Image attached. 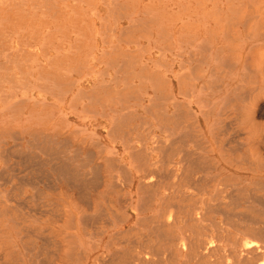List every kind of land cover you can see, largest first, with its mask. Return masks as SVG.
Listing matches in <instances>:
<instances>
[{
    "label": "bare ground",
    "instance_id": "6f19581e",
    "mask_svg": "<svg viewBox=\"0 0 264 264\" xmlns=\"http://www.w3.org/2000/svg\"><path fill=\"white\" fill-rule=\"evenodd\" d=\"M209 1L211 2L212 0H208V2ZM239 1H242V0H239ZM248 1H250V0H248ZM253 1H254V6H249V7H252L253 17L251 19V23H250V21L249 22L247 21L248 22L247 33L245 36L237 35V37H236V39H237L236 41H238V44H237L236 52H235L236 58L234 61V65L239 66L238 71L233 72V71H230L227 69L228 71L226 72V70H225V75L220 80V83L222 84L224 91L230 96V97L226 96L222 101L219 99V101H221L220 102L221 103L220 104L221 110L226 111L225 107H228L227 105H231L230 103L236 104V108H237L236 111H237L238 115L236 113L235 119L238 120L237 122L239 124H237V125H239L240 129L236 130L237 128H234L233 130L234 131L236 130L235 132L239 135V137L243 136V139L241 141L237 142V145H236L237 147H230L227 150H224L223 153L216 155L214 157L215 160L210 159V161H209V169L211 171L215 172L214 175L211 176V178H212L213 182L214 181L216 182L215 183L216 184V186H215V192L216 193H215V195L213 193V197H212L213 203L211 202L212 204L210 206L208 205L207 211L204 212V210L200 209L199 213H197L196 215H194L193 212H190V211L187 212L186 211L187 206H185L183 204V202L186 201L188 198V195L186 193L187 189H185V188L188 184L191 183V174H192L191 170H188V168H190L192 166L189 165V164H191V158L188 155L189 153L187 154V152H188V151H186L187 149L182 148V149L176 150L179 153L181 152V154L182 153L185 154V155L181 156V158L179 159L178 162H173L172 158L170 159L167 156H162L161 160L158 162H149L148 155L144 154V155H142L143 156V162L141 159V161L138 163L139 165H141L140 163L144 164V167H143V169L139 170V172H138V170H137V172H135L136 174L138 173L140 175L138 177V182L136 184L133 183L134 178L130 176V173H131L130 169L131 168L135 169V168H137L138 165H134V164L132 166L128 165V167L124 168L128 172H126V173L123 172L124 173L123 184L125 182L130 187H132V185L134 184V187H136V191H137V193L135 195L138 194L140 199L137 202H133V200H131V203L128 206L124 207V209L116 208V209L112 210V217L109 218V221L107 222L108 228L106 230H96L94 228L93 233L92 234L86 233L87 235H84L83 232L81 233V231H80L81 229L79 230L77 228L75 231L74 230L75 225H74V221H73V219H74L73 213L70 211L67 212L68 217L66 215L65 216L67 217L68 220L64 219V221H63V224L66 226L64 228V230L66 232L64 230H62L65 233V234L62 233V235H64L62 237V241H63L64 248H65L64 251L67 253V255L69 252L71 253V251H75V252L79 251L78 252L79 254L81 253L82 255H85V256H83L84 262L80 263V264H88V262L90 260V255L92 253L98 254V252L100 253V256L97 259L98 260L97 264H104V263H106V264H264V195L259 196L257 194L258 191L264 192V0H253ZM5 2H7V3H5ZM219 2H220V0H219ZM232 2H230V3H232ZM18 3H19V0H0V10L2 9L3 5H5L6 7H8V10L10 11V12L8 11L9 14H14L16 11L15 5ZM20 3H22L24 6H26V0H23L22 2L20 1ZM206 4H207V2H206ZM210 5H212V4H210ZM219 5H221V4H219ZM230 5H232V4H230ZM248 5H250V4H248ZM186 6H188V5H186ZM216 6H217V4H216ZM219 7H221V6H219ZM243 7H245V6H243ZM231 8L233 9V7H231ZM58 9H59V12L61 13L60 6L58 7ZM210 9L211 10L209 12L211 13L212 9L214 10V8H210ZM221 9H222V7H221ZM119 10H121V9H119ZM227 10H229V9H227ZM33 11H36V10H34V8H33ZM41 11H43V10H41ZM246 11H248V10H246ZM216 12L217 11L215 10V13ZM233 12H235V10ZM217 14H218V12L216 13V15ZM248 14H251V13L249 12ZM41 15H42V13H41ZM231 15H233V14H231ZM234 15H235V13H234ZM200 17H202V16H200ZM224 17L226 18V15H224ZM236 17H238V16H236ZM236 17H235V19H234V17H232L235 20V22L232 21L230 25L235 24L239 21H242L241 19H239V21H237L238 18H240V17H238V18H236ZM7 18H8V16H7ZM7 18L6 19H0V27H1V22L4 23V21L6 23L10 24L9 22H11V21H10V19H7ZM245 18H246V16H245ZM245 18H243V22H244ZM65 19L70 20L72 22V20L74 18L71 19L68 16H65ZM224 19H223V21H224ZM226 19H225V21H226ZM205 20H207V19H205ZM230 20H228V22ZM245 21H246V19H245ZM220 22L218 21L217 23H220ZM228 22L226 21L225 25L228 24ZM245 23H243V24H245ZM237 24L240 25V22ZM237 24H235L234 26L232 25L231 27L232 28L234 27L237 30V27H236ZM230 25L229 26L226 25V26H228L227 27L228 29H230L229 28ZM202 26L204 27V25H202ZM244 30H245V28H244ZM238 32H237V34H239ZM223 33H225V32H223ZM223 33H222V35H223ZM203 35L204 36H211L212 35L215 37V33L213 30L212 31L207 30L206 32L204 31ZM225 35H223V36H225ZM5 37L6 38L9 37L8 40H6L4 37L3 38L0 37V81H2V82H0V84H2L4 81L5 83H7L9 85L8 86L6 84L8 86L7 90H9V92H8L9 94H7L8 96L7 95L3 96V94L5 92H3V94L0 92V122H1V124H2V122L6 123V121H7V122H11V123H16L17 125H19V127H22V126L28 125V124L30 126H33V127H38L37 128L38 130L35 129L32 133L29 134V137L30 138L32 137L35 141V142H33V144H36V146H38L37 144H40L39 142L36 141L38 137H41L43 139L45 138L46 140L48 139L45 136H42L39 129L41 126H43V123L45 124L50 119H57V121H60L61 123H65V126L67 125L66 127H72L70 125V122L68 121V115H71L76 120L90 119V117H89L90 115L92 116L91 117L92 120H94V118H96V117H99V118L106 120V116H107L106 114L107 113L104 112V110H106L105 108H103V110H101V112H100V110H97V111L93 110V108H92V111L90 109L84 110L83 112H82V110L79 111L78 107H77L79 102H78L77 98L75 97L78 94V93L76 94L75 92H77L81 88L82 84L83 83L88 84V83H90V79H92V84L90 86V90H92V92H94V93H97L96 94L97 96L94 99L92 97L91 98L95 101V103L98 102V104L104 105V100H102L101 94L105 91V88L107 86V82L104 79L105 75H106L105 70L101 69V66H103V64H104V59L102 57H104V55H105V52L103 49L89 48V47L84 48L78 44H74L71 42H69V43H55V42L49 43V42H47V37L43 33H37L35 31H31V32L27 31V33L26 32L23 33L22 36H19L16 39H12L8 35H6ZM220 37H222V36H220ZM215 38H217V35ZM234 38H235V36H234ZM191 42H193V41H191ZM200 42H199V45H200ZM231 42H233V41H231ZM104 45H106V43ZM203 45L207 46L206 43L202 44V46ZM109 47H110V44H109ZM199 47H201V46H199ZM203 48H204V46H203ZM199 50H201V49H199ZM205 51H206V49H204V52ZM110 53H111V51H110ZM188 53H189V51H188ZM199 54H200V52H199ZM245 56L249 57V62L246 65H243ZM207 58H208V56H207ZM108 60L110 61L111 59H108ZM219 60H221V59H219ZM115 61L117 62V59ZM203 61H204V58H203ZM214 62H215V60H214ZM105 63H106L105 65H108V64L111 65V62H108V63L105 62ZM116 65H117V63H116ZM124 65H125V63H124ZM200 65H201V63H200ZM203 65H201V66H203ZM108 66L107 67L105 66L106 70L110 69L109 68L110 66L109 67ZM156 66H157V64H156ZM221 66H225L224 63ZM227 66H225V67H227ZM123 67H125V66H123ZM228 67H230V66H228ZM158 71H160V70H158ZM222 71H223V69H222ZM83 72H85V73L83 74ZM156 72H157V70H156ZM204 72H202V75L204 74ZM210 72H212V71L209 70V73ZM129 73H131V72H129ZM82 74H83V76H81ZM65 76H71L72 77V78H70L71 83H69L67 85L68 89L59 90V87H61V86L58 83V81L60 79H64ZM211 76H213V75H211ZM61 77H63V78H61ZM106 77H107V75H106ZM209 77L210 76H208L207 78L209 79ZM190 78H191V76H190ZM141 80L143 81V78ZM122 81H123V79H122ZM193 81H195V79H193ZM139 82H141V81H139ZM5 83L3 85H5ZM210 84H212V82ZM216 84L217 83L214 82V85L213 84L212 85L215 86ZM192 85L190 84V87L191 86L192 87L191 88L189 87L190 88L189 92L192 89H194V93H192V91H191V93L193 94V98H192V100H190L191 101L190 104L188 103V107L190 105L195 107V109L193 110V113H191V114H193L194 121H196L199 126H202L203 124H202L201 118H204L206 116L205 111H208V110H203V108H202V106H203L202 105V99H201L202 94L200 91V90H202V88L201 89H200V87L196 88V86L193 83H192ZM212 85H209V83H208L207 87H210ZM122 86H123V84H122ZM216 86H218V85H216ZM10 90H15V91L19 90L20 91V92H18L19 95L14 100H12ZM0 91H3V89ZM53 91H55V92L53 93ZM66 91H69L72 93V94H70L71 98H69V99L65 98V96L67 94ZM231 91H233V92L230 93ZM34 93H36V95ZM82 93L83 92H81V95H84ZM113 94H115V91ZM144 95H146V92ZM186 95L187 94H185V96ZM188 96H189V93H188ZM126 98L128 99L130 97H126ZM138 100H140V99H138ZM148 100H149V98H148ZM119 101H121V100H119ZM119 101H117V102H119ZM105 102L107 103V101H105ZM121 103H123V102L121 101ZM159 104H161V103H159ZM235 104H234V106H235ZM175 105H177V104H175ZM184 106H185V104H184ZM207 107H209V103H207ZM210 107H213V106H210ZM210 107H209V109H211ZM109 111H111V110H109ZM218 111H216V108H215V110L213 112H215L218 115L219 114ZM84 113H86V114L84 115ZM208 114L211 115L210 112ZM86 115H89V116L87 117ZM210 115H208V116H210ZM108 119H111V118L108 116ZM231 119H233V121H235L234 118L231 117ZM120 120H122V119H120ZM236 123L234 125H236ZM230 126H232V124H230ZM225 127H226V125H225ZM101 128L105 129L104 126H101ZM173 128H175V127H173ZM26 129H28V128H26ZM230 129H231V127H230ZM75 130L77 131V128ZM79 130H80V128H78V131ZM82 130H83V132L87 133L88 135H94L93 130H86V129H82ZM165 131H168V130H165ZM22 133L26 134V131L23 132L22 128L18 133L17 132L16 133H14V132L13 133H9V132H7V133L1 132L0 133V160H3L4 162H8V155L12 152V150H10V147L6 145L7 144L6 140H8V139L13 140L11 137L14 138L18 135L20 136ZM203 133L205 134V138H207V134H209V137H211V135H212L211 130H206ZM212 138H213V136H212ZM53 140H54V138H53ZM28 142H31V141H28ZM28 142H26V143H28ZM95 142H96V140H95ZM129 142L130 141H127L123 145L124 146V152L129 153L128 150H130V147H133V149H134V146H133L134 143L129 144ZM46 143H48L47 145H51L52 141L47 140ZM163 143H164V141H163ZM33 144H32V146H33ZM64 144H66V143H64ZM99 146H101V147H99ZM97 147L99 148V150L102 149V145L97 144ZM113 147L110 145L108 147H103L102 150H105V153H108L110 155L111 154L114 155V157L116 156L117 157L116 163L118 164V162H117L118 157H120L121 155L119 153H117L118 150L114 149ZM144 147H146L143 150L145 152L149 151V149H150L151 153H154V150H156V148H158L157 150L159 151L158 146L157 147L154 146L155 149H154V147L149 148L147 145H144ZM35 149H36L35 151L38 150L39 152L45 151V149H42L40 147H37V148L35 147ZM133 149H131L130 151L131 152L134 151ZM50 150H51L50 152L55 151V149H53V148H50ZM65 150L67 152L68 149H65ZM152 150H153V152H152ZM160 151H162V150L160 149ZM211 151H213V150H211ZM234 152H237V153L240 152V154L238 153V154L234 155ZM15 153H16V151H15ZM18 153L20 154V151ZM56 153H58L57 149L54 152V154L56 155ZM76 153H79V152H76ZM130 153L128 155H130ZM39 154H41V153H39ZM132 154H133L132 158H134L135 155H134V153H132ZM23 155H22V158H23ZM69 155L70 154H68V156ZM27 156H25L23 159L26 161L29 159H32V158H29ZM37 156H38V154H37ZM88 156H90V155H88ZM136 156H137L136 159H138V157L140 159V156H138V155H136ZM90 157H88V158H90ZM55 158H53V159L55 160ZM88 158H82V159L79 158V159L85 160ZM106 158L107 157H105V159ZM120 158H121V160L123 159L122 157H120ZM34 159L35 160L33 161V163H35V166L39 167L40 164L37 163L36 157ZM72 159H73L72 157H71V159H69V158L65 159L64 158V159H62V161H61L62 163H60V166L57 165L58 163L53 164V166L52 165H50V166L53 167L52 168L53 171L57 172V175H58V173H61L60 174L61 176H63V177L67 176V177H69L70 180L72 179V182L74 184H76L77 187L79 185L80 188H83L82 192H84L85 195H87V193L90 191V188L93 189L92 187L100 182L99 177H98V179L96 178L99 167L94 166L92 169H89L90 171L91 170L93 171L94 177H92V178H94V179L88 180L85 178V176H83L84 174L87 175V173L84 172V174H83V172H80V167H83L85 165V163L82 165L76 164V163L72 164V162H71ZM56 160H57V158H56ZM193 163L194 162H192V164ZM25 164H27V163H25ZM107 164L112 166V165H114V162H112L111 160H108ZM156 164H159L158 165L159 167H156L157 169L154 168L156 166ZM149 165H150V167H153V168L149 169ZM169 166H171V168H169ZM195 166H197V165H195ZM42 167H43V165H42ZM140 167H142V166H140ZM81 169H84V168H81ZM197 169H198V166H197ZM199 171H200V169H199ZM93 173H92V175H93ZM61 176H59V177H61ZM153 176L156 178V182L154 180V182H155L154 184H153V180L151 179ZM168 179H177L178 183H172V184L171 183H163L164 186H162V181L168 180ZM97 180L99 181L98 183H97ZM112 184H115V183H112ZM220 184L222 186H225V187H228L231 189V192H229L230 194H228L230 196H225L226 200H228L227 202H223L220 198V193L217 189ZM98 185L100 186V184H98ZM96 187H97V185L95 186V188ZM84 193H83V196H85ZM142 194H143V196H142ZM132 195H133V193H128L126 196H130V198H131ZM84 198L86 199L87 197L85 196ZM151 198L152 199L157 198L160 203L163 202V203H161V205L159 206V208L157 210L156 215L158 216L157 217L158 220H156V221H152L151 219L144 218L141 216L142 212H145L147 210L146 202H148L149 200H152ZM112 207L113 206H111V208ZM240 208H242L243 210L238 211ZM179 211H181L184 216L190 218V222L188 220L185 222L183 221V223H185V225L189 228V230L193 231L194 233L197 232L198 234H201V235H198L196 237H188L185 235L183 236V234H182L183 231L179 235L180 228H181V226L180 227L178 226V223H179L178 213H179ZM1 214H3V213H1ZM69 215H70V217H69ZM101 215L102 214H100L98 216L100 217ZM193 215L196 217L193 218ZM203 216H205L207 223L210 224V226H208V228H206L208 235H202L204 233V231H206L203 227H201V224L203 222L202 221ZM217 216H221V218L224 219L222 221V223L215 220V218ZM61 218H63V217L61 216ZM71 218H73V219H71ZM92 218L93 217H91L90 220H92ZM96 219H97V217L95 219H93V221L95 222ZM131 220H134L136 222L134 224L135 226H136V224H138V225L139 224L145 225L148 223H150V224L155 223L156 224V228L153 230L155 232H157V236L152 239L150 237V234H148L149 235V236H147L148 237L147 238L148 245L143 247L144 250L146 249L148 251H145L143 253V257H139L140 255L138 253H136L134 255H131V254L129 255V252H127V250L125 249L126 243L131 240V238L128 236V234H129L128 223ZM97 221H96V224H97ZM90 222H92V221H90ZM90 222H89V224H90ZM83 224H84V222H83ZM192 224H194V225L196 224L197 227L194 229L192 227ZM220 224H222V226ZM62 227H64V226L62 225ZM62 227H61V229H63ZM77 227H78V225H77ZM150 229L147 232H151ZM71 230H74L75 232H73ZM186 230H188V229H186ZM153 241H157L156 244H153L152 243ZM130 248H132V247H130ZM165 254H166V256H165ZM146 256H149V257H146ZM104 258H105V260H104ZM93 259L95 260V258H93ZM93 259H92V263L94 262ZM79 261L80 260H78L77 262L79 263Z\"/></svg>",
    "mask_w": 264,
    "mask_h": 264
},
{
    "label": "rangeland",
    "instance_id": "374dc122",
    "mask_svg": "<svg viewBox=\"0 0 264 264\" xmlns=\"http://www.w3.org/2000/svg\"><path fill=\"white\" fill-rule=\"evenodd\" d=\"M28 3L32 8H34V10H36L34 11L35 16L33 18V22L29 23L28 21V25H27L28 28L33 29V31L37 33H43L45 36L50 35L48 36L49 41L47 40L49 43H52V42H55V43L71 42L73 43V32H72L73 28L72 27L69 28V27L72 26L73 20H74L73 19L74 18L73 16L74 1L72 0H29ZM102 3L103 1L101 0H80V1L78 0L77 2H75V5H77L78 7L77 9L79 10V13L82 14L81 16L82 19L80 18L81 21L79 20V23L74 28V31L78 35H81V42L86 41V39L87 41L90 40L89 38L92 36L91 33L94 29L97 30L98 32L105 30L104 26L107 25L108 23H107V20L103 18V15H104L103 13H104L105 8L102 5ZM116 3H117L116 1H110V5L116 4ZM232 4L234 5V10H237L235 12V17L236 16L240 17V18L236 17L238 18L237 21H239V19H241L242 21H239L240 25L238 26L236 25L237 30L239 32L233 27L234 35L233 34L231 35L245 36L246 31L244 30L245 27H243L244 25L243 23L246 22L245 19H248V15L246 11L247 8H245L246 7L245 5H244L245 7L241 6L242 4L236 0H234ZM4 6L5 5H3L2 11H1L2 18L4 19V17L6 18L8 16V18L11 19L10 21L12 20L15 21V19H12L14 18V16H11L9 14L8 7L6 6L4 7ZM59 6L61 8V13L59 12V9H58ZM252 6H254L253 2H252ZM249 12L251 13V11ZM99 14L102 16V17L100 16L101 18H98ZM59 15L62 16L61 23L56 22L57 17ZM85 15H87V17ZM65 16H68L69 18L73 19L72 22L70 20L65 19ZM250 16L251 14H249V18ZM243 18H245L244 22H243ZM121 21L122 20H119V22ZM78 25H79V28H78ZM1 26H2L3 31L9 30V27H4L3 23L1 24ZM67 30H70V31L68 32ZM146 32L148 33L147 30ZM237 32L239 34H237ZM23 33L25 32L22 30L19 32H13V33H7V32L1 33L0 31V37L1 38L4 37L6 40H8L9 37L8 38L5 37L6 35H8L12 39H16L17 37L22 36ZM67 35L70 38H67ZM109 37H110L109 32L108 33L104 32V33H100L96 39L99 44H102L104 41L109 40ZM145 37L147 36H142L141 39L142 38L145 39ZM233 42H235L236 44V41H233ZM117 43L119 45L120 41L116 40V44ZM169 43H171V41ZM169 43L162 44V45H168ZM147 44L148 43H146L145 45ZM139 45L141 46L142 44H139ZM102 46L104 48L107 47L106 45H103V44ZM138 46H137V51L136 49H133L130 47L128 48L125 47L123 50L125 53H131V55H137L139 53ZM154 50L156 51V54H154V57L151 56L153 52H151V55L145 53L144 57L147 59H154L156 57L158 59V62L160 61V59H166V58L170 59L171 58V55L169 52H164L163 50H160V49H154ZM112 53H115V52L113 51ZM110 57H114V54H111ZM185 57L187 58L188 63L182 66L186 68V70L182 69L180 70V73H185L186 75H189L191 72H193V73H197V75H202V70H204L206 66L203 64H201L203 65L201 66L198 60H196L198 59L197 57H192L193 59L191 62H189V59H190L189 56H185ZM248 60H249V57L244 58L245 63ZM163 64L164 62L162 63V65L158 63L157 66L154 65V67L153 66L150 67L149 70H152L154 72H156V70L163 71L165 69ZM115 69L116 68H113V67L112 69H110L111 74L113 76V80H111L110 86H115V84L119 83L117 88H119L121 92L129 91V88H125L124 86H122V83H120V80L117 81L116 79V77H120V79L122 78V71H123L121 70L122 68L121 69L119 68L118 73H115ZM132 69H133L132 71H136L139 73L147 72V68L140 69L139 66H136V63L133 64ZM127 71H130V69H126V68L124 69L125 75H127ZM84 73L85 72H83V74ZM83 74L81 76H83ZM202 76H204L205 78L199 81H194L196 88L198 87H200V89L202 88V90H200L202 94L201 96L202 104L205 105L207 104V102H213L211 103L212 104L211 106H213L214 108L216 107L219 108L221 106L220 102L226 96L227 97H230V96L226 92L221 91V90L217 92L219 88H213V87L207 88L208 82H210L209 79L207 78L209 74L205 72ZM70 78L72 77L65 76L64 79H60L58 81V83L61 86L59 87V90L68 89L67 85L71 83ZM134 82L136 83L137 81L135 80ZM4 83L5 82L3 81V83L0 84V90L3 89V91H0V92L2 94L3 92H5L3 96H6L7 94H9L8 93L9 90H7V87L9 85L7 83L3 85ZM90 83L92 84V82ZM90 83L82 84L79 90L80 93L83 92L82 94L84 95L82 96L88 97L89 93L92 92V90H90V86H91ZM150 84H152L151 90L153 89L160 90V92L162 93H165L167 91L166 90L167 84L164 81H159V80L157 81L156 79V80H153V82ZM88 85H89V91L83 90V88L87 87ZM10 91H11L12 100H14L19 95L18 92H20L19 90L18 91L10 90ZM107 91L111 93L112 89L109 88L107 89ZM171 91L175 93L178 92L176 88L175 90L171 88ZM54 92L55 91H53V93ZM66 92L67 94L65 98L66 99L71 98L70 94L72 93L69 91H66ZM232 92L233 91H231L230 93ZM34 94L36 95V93ZM108 97H112L111 94ZM179 97H180V100L183 99L182 96H179ZM179 97H178V100H179ZM103 98H106V96H103ZM219 99L221 101H219ZM111 100H113V98ZM87 103H88L87 100L82 99L81 103L80 104L78 103V107L80 105L81 107L101 108V106H99L100 104L98 103H96L95 105H91ZM145 103L149 104L148 102H145ZM230 104L231 105H227L228 107H225L226 111L220 112L222 113V115L221 114L217 115L216 113H214L215 114V117H214L212 113L209 116V120H211V122H213L214 119L215 120L218 119L219 123H218V128L213 129L211 131V134H212L211 137H208L206 139L201 138L199 136V133L196 130L190 129L189 119L188 117H186L185 107L183 106L174 107L171 105L170 102L165 105V108H166L165 112L166 114L169 115L168 117L169 119L167 118L166 120H164L163 115L160 112L158 113L155 112L154 114H152L153 111L151 110L157 111L161 108V106L153 107L152 104H149L148 106H146L148 110H146L145 108L144 109L135 108L137 109L136 115L143 117V119H134L133 121H130V120L124 121L122 119L123 117L126 118L130 116V113H131L130 111L134 109L132 106L130 107L128 105H123V106L121 105L117 107L112 106L111 108H115V112H109V114L112 115L114 119L110 121L109 123L97 117L94 118V120H89V119L76 120L71 115H68V121L70 122V125L72 127H66L67 125L65 126V123H61L60 121H57V119H50L45 124L43 123V126L40 127L39 131L41 132L42 136H45L46 138H48L47 140L52 141L51 145H47L48 144L46 143L47 140L41 137H38L36 140L37 142L40 143V144H37L38 146H36V144H33V142L35 141L32 137L31 138L29 137V134L32 133L38 127H33V126H30L29 124L19 127V125H17L16 123H11V122L6 121V123L2 122L1 124L0 122L1 124L0 133L1 132H6V133L7 132L16 133L17 132L18 133L21 130V128L23 129V132L26 131V134L22 133L20 136L18 135L14 138L11 137L14 141L11 139L6 140L7 142L6 145L10 147V150H12V152L13 151L14 152L13 153L11 152L8 155V162H4L3 160H0V264H49V263L50 264H80L84 262L83 256L85 255H82L81 253L79 254L78 253L79 251L78 252L71 251V253L69 252L68 255L64 251L65 248H64L63 241H62V237L64 235H62V233L63 234L65 233L62 230H64V228L66 227L63 224V221L64 219H67L68 217L67 212L70 211L73 213L74 217L73 216L72 217L74 219L73 218L71 219H73L74 221L75 231L78 228L79 230L81 229L80 231L81 233L83 232L84 235L86 233L92 234L94 228L96 230H106L108 228L107 222L109 221V218L112 217V210L116 208L124 209V207L129 205L128 204L129 200H128V197L126 196L128 193L134 192V195H132V199H136L135 189L133 188L134 184L132 185V187H130L125 182L123 184V180H124L123 172L125 173L128 172L124 168L128 167V163H132V161L129 160L130 156H127L124 160H121L120 158L122 156L121 155L120 157H118V161H117L118 164H117L116 156L114 157L109 154L107 155L105 153V150H102L103 147L114 145L115 147L117 146L116 148L118 150L117 153L119 154L121 153L120 148H119V145H121L120 141L117 140L116 138H113L115 137L113 133L111 134V132H114V130L117 131L118 134L123 135L122 139H129L130 141L129 144L134 143L133 146H135V148L138 150L141 148V144L139 140L140 135L138 134H141V136H146L148 134V136L146 137H149L152 135L153 143L152 144H149V142L147 143L149 146H152V147L159 146V151L147 154L151 157L149 162H158L161 160V157L167 153H170L169 155H172V158L174 160L173 162H178L179 158L182 156L181 152L179 153V152L174 151L182 147L180 145V142L178 141V135L176 134L175 136H171V137L168 136L163 126L168 125L170 128H173L174 123H179V124L182 123L181 124L183 128L182 132L186 136L184 137L185 138L184 145L186 149L189 151V155L194 159L200 157L198 159V163H195L196 161H193L192 159L191 164H189L190 166H192L188 168V170H191L192 172L191 183L188 184L185 188L187 189L186 193L188 195V198L186 201L183 202V204L187 206L186 211L193 212L194 215L199 213L200 209L204 210V212L207 211L208 205L210 206L213 203L212 197H213V193L214 195L216 193L215 192L216 182L212 181L211 176L214 175L215 172L207 168L209 164V160H206V159L208 157H211V158L215 157L217 155V151H222V149L227 150L230 147H237L236 146L237 142L243 139V136L239 137V135L235 132L236 130L240 129L239 125H237L239 124L237 122L238 120L235 119L236 118L235 116L237 113L236 104L234 103L235 106L232 103ZM194 109L195 107L193 106V110ZM152 115L157 116L158 119H155V118L152 119L151 118ZM86 116L88 117L89 115H86ZM176 116L178 117L177 120L175 118ZM231 117L234 118L237 123L233 121ZM235 123L236 125H234ZM230 124H232V126H230ZM116 125L120 127L115 128L114 126ZM190 125H192V122L190 123ZM74 126L77 128V131L75 130L76 128ZM100 126L107 127V133L109 132L110 134L105 135V131H103ZM224 127L225 129L228 127L227 128L228 130L223 129ZM78 128H80L79 131H78ZM132 128L134 129V133H133L134 136H130L129 134L130 129ZM234 128H237V129L234 131L233 130ZM82 129H87V130L92 129L94 135L90 136L87 133L83 132ZM136 133H137V136H135ZM128 137H131V138H128ZM28 141H31V142H28ZM96 143L98 145H102V149L100 148L102 151L99 150ZM35 147L36 148L40 147L42 149H45V151L39 152L37 150L38 151L37 152L35 151L36 150ZM50 148L55 149V151L57 149L58 153H56L55 155L54 154L55 151L50 152L51 151ZM65 149H68L67 152ZM160 149L162 151L163 149H167L169 151L164 153L160 151ZM210 149H213V151H210ZM19 151H20V154L18 153ZM76 152H79V153H76ZM238 153L240 154V152ZM238 153L234 152V155ZM23 154L25 156L28 155L27 157L32 158V159H29L27 161L24 160L23 158L25 156ZM68 154L70 155L68 156ZM22 155H23V158H22ZM88 155H90L91 157ZM34 156L37 159V163L40 164L39 167L35 166V163H33V161L35 160ZM55 157L57 158V160ZM71 157L73 159L75 158L74 160L73 159L71 160L72 164L76 163V164L82 165L85 163L86 166L84 165L83 167H80V172H83V174L84 172H86L88 176L86 174H84L83 176H85V178L88 180L94 179L92 178L94 177V173L92 170L90 171L89 169H92L94 166L99 167L96 178L98 179L99 177L100 182L97 180V183L99 182L98 184H100V186L96 184L97 185L96 188H95L96 185L92 187L93 189L90 188V191L87 193V195H85V193L82 192L83 188H80L79 185L77 187L76 184L72 182V179L70 180L69 177L67 176L66 177L61 176L60 175L61 173H58L57 175V172L53 171L52 169L53 164L58 163L57 165L60 166V163H62L61 162L62 159L64 158L71 159ZM105 157L107 158L114 157V159L111 160L112 162H114V165L111 166L107 164L108 161L105 159ZM53 158H55V160ZM79 158L80 159L88 158V159L80 160ZM192 162L194 163L192 164ZM194 164L198 166V169H197V166H195ZM158 165L159 164H156L154 168L159 167ZM81 168H84V169H81ZM169 168H171V166H169ZM151 179L153 180V184H154L156 182V178L152 177ZM112 183H115V184H112ZM163 183L172 184V183H178V181L177 179H168V180L162 181V186H164ZM118 184L119 185L121 184V185L119 186ZM217 189L220 193L221 200L223 202H227L228 200H226L225 196H230L228 194H230L229 192H231V189L228 187L222 186L221 184L219 185ZM83 193L88 199L84 198L85 196H83ZM257 194L259 196H262L264 195V192L258 191ZM146 203H147V206L149 207L147 208L145 212H142L141 216H143L144 218L151 219L152 221L158 220L157 218L158 216L156 215L157 210L159 206L161 205V203L163 202L160 203L157 198H153L152 200H149ZM111 206L113 207L111 208ZM242 210L243 209L240 208L238 211H242ZM1 213H3L4 215ZM100 214L102 215L99 217L98 215ZM194 215H193V218L196 217ZM61 216L63 218H61ZM91 217H93L92 220H90ZM96 217H97L96 221L98 220L97 224H96V221L94 223H91L90 221H93V219H95ZM187 220L190 222V218L184 216L183 213L179 211L178 226L179 227L181 226L179 235L182 233V231H183L182 233L183 236L185 235L188 237H196L198 235H201V234H198L197 232L194 233L193 231L189 230V228L185 225V223H183V221L185 222ZM215 220L222 223L224 219L221 218V216H217ZM202 221L204 223L202 222L201 227H203L206 230V228H208L210 224L207 223L205 216H203ZM75 223L78 225V227ZM62 225L64 227H62ZM220 225L222 226V224ZM61 227L63 229H61ZM192 227L195 229L197 225L192 224ZM155 228H156L155 223L153 224L148 223L145 225L136 224V226L133 225L132 229L130 230L128 234L131 240L128 241L125 245V249L127 250V252H129V255L130 254L134 255L138 253L140 255L139 257H143V253L145 251H148L146 249L144 250L143 248L144 246L148 245V242H147L148 241L147 236H149L148 234H150V237L152 239L157 236V232L153 230ZM149 229L151 230V232H147L149 231ZM74 230H71V231L75 232ZM202 235H208L207 230L204 231ZM156 242L157 241H153L152 243L156 244ZM99 256H100L99 252L98 254L92 253L90 255V260L88 264L92 263L93 258H95V260L93 259V261L97 264L98 263L97 259ZM146 257H149V256H146ZM78 260H80L79 263L77 262ZM94 262L92 264H95Z\"/></svg>",
    "mask_w": 264,
    "mask_h": 264
},
{
    "label": "crops",
    "instance_id": "0c3cea01",
    "mask_svg": "<svg viewBox=\"0 0 264 264\" xmlns=\"http://www.w3.org/2000/svg\"><path fill=\"white\" fill-rule=\"evenodd\" d=\"M20 1L22 2L23 0H19V3L15 5V7H16L15 13L10 14L11 16H14V18H12V17L11 18L15 19V21L12 20L11 23L9 22L10 24L6 23L5 21H4V23L1 22V24L2 23L4 24V27H9L10 31L9 30L3 31L2 26H1L0 27L1 33L2 32L13 33V32H19L21 30L26 32V33H27V31L28 32L33 31V29H30L27 26L28 21H29V23L33 22V18L35 16L33 8L29 5V3H28L29 0H26V6H24L22 3H20ZM72 1H74V4H73L74 20H73L72 26H70L69 28H71V27L73 28V30H72V32H73V43L78 44L84 48L89 47V48L103 49L105 52L104 57H102L104 59V64L101 67V69L105 70V74L107 75V77L105 75V78H104L107 82V86L105 88V91L103 92L104 94L103 93L101 94V97L104 100L105 106L100 105L101 108H95V109L93 108V110H96V111L100 110V112H101V110H103V108L106 109V110H104V112L107 113L106 114L107 115L106 120L105 119H103V120H105L109 123L110 121H112L114 119V117H112V115L109 114V112H115V108H111L112 106L117 107V106H120V105L123 106L126 104L130 107L132 106L134 108V109H132L134 112L131 110L130 116L126 117V119L123 117L122 119L124 121H127V120L133 121L134 119H143V117L136 115L137 109H135V108H141V109L145 108L146 110H148V108L146 106H148L149 104H152L153 107L161 106V108L157 111L151 110V111H153L152 114H154L155 112L156 113L160 112L163 115L164 120H166L169 117V115L166 114V112H165L166 111L165 105L170 102V103H172L171 105L174 107H181V106L185 107L186 117H188V119H189L190 129L196 130L199 133V136L201 138L206 139L205 134L203 133L204 131H206V130L212 131L213 129L218 128V125H217L219 123L218 119L217 120L214 119L213 122H211V120H209V116H208V115H210V114H208L210 112L211 114L213 113L212 115L215 117V114H214L215 112H213L215 110V108L210 107L212 102H207V103H209V107L211 109L207 108V104H205V105L202 104L204 106V107L202 106L203 110H208V111H205L206 116L204 118H201V121L203 124L202 126H199L198 123L196 121H194L193 114H191V113H193V106L190 105L188 107V103L190 104V102H191L190 100H192V98H193L192 93H194V89L191 90L192 93H191V91L189 92V89L193 86L192 83L194 84L193 79H195V81H199V80L204 79L205 77L202 75H197V73H193V72H191L190 75H186L185 73L182 74V73H180V70H182V69L186 70V68H184L182 66V65H185L186 63H188L187 58L185 56H188L190 54L189 55V57H190L189 62L192 61V59H193L192 57H197L198 59H196V60H198L199 63L204 64L205 66L207 65L206 68L204 70H202V72L205 71L206 73L209 74V76H210L209 77L210 82H208L209 85H212V84L214 85V82H215V83H217L216 85H218V86L212 85L213 88H215V87L219 88L217 91H220V90L224 91V88L222 87L220 80L222 79V77H224L225 70H226V72L228 70L234 72V71H238V68H239L238 65L237 66L234 65V61L236 58L235 52H236V47L238 44V41H236L237 36H235V38H234V36L231 35V34H233V31H234V29L231 26L232 25L234 26L236 23L230 25L232 21L235 22L234 13L237 11V10H235V12H233L234 11L233 10L234 5L232 3H230L233 0H220L221 3L219 2V0H217L218 2L216 0H212L213 2L209 1L210 3L208 2V0H204V1L203 0H101V1H103L102 5L105 8L104 13H103L104 14L103 18H105L107 20L108 24L104 26V28H105L104 31L98 32L97 30L94 29L91 33L92 36L89 38L90 40L87 41V39H86L87 42L86 41L81 42V35H78L74 31V28L79 23V20L81 21V19H82L81 18L82 14L79 13V10L77 9L78 7H77V5H75V2H77L78 0H72ZM110 1H116L117 3L110 5ZM236 1H239V0H236ZM250 1L252 2L253 0H250ZM250 1H248V0L239 1L242 4V6H244V5L246 6L248 11H251L250 18L248 16V19H246V23L243 25V27L245 26L246 33H247V29H248V22L250 21V23H251V18L253 16L252 15V7H249V6H252V3ZM206 2H207V4H206ZM244 2H246V3H244ZM247 2L250 4L249 6H248ZM210 4H212L214 7ZM216 4H217V6H216ZM219 4H221V5H219ZM230 4H232L233 6ZM253 4H254V1H253ZM186 5H188V6H186ZM110 6H111V8H110ZM219 6H221L222 9ZM230 6L233 7V9ZM247 6L249 7V9ZM210 8H214V10L212 9L211 13L209 12L211 10ZM119 9H121V10H119ZM227 9H229V10H227ZM215 10L218 12L219 15L218 14L216 15L217 12L215 13ZM1 11H2V9L0 10V19H3ZM248 11H247V15H249ZM231 14H233V15H231ZM96 15H98V14H96ZM224 15H226L227 19L224 17ZM85 16L87 17V15H85ZM100 16L101 15L99 14L98 18L102 17V16L101 17ZM200 16H202V17H200ZM223 17L226 19L227 22L232 17H234V19L232 18L228 22V24H226L228 26L230 25V27H229L230 29H228L227 28L228 26L225 25L226 21ZM6 18L4 17V19H6ZM7 19H10V18H7ZM205 19H207V20H205ZM223 19L225 22L223 21ZM119 20H122V21L119 22ZM218 21L219 22L221 21V22L217 23ZM56 22H58V23L62 22V16L61 15H59L57 17ZM237 23H239V22H237ZM200 25L201 26L204 25V27L203 26L201 27ZM78 28H79V25H78ZM70 30H67V31L69 32ZM146 30L148 31V34H147ZM207 30H209V31L213 30L215 33V37L217 35V38H215L212 35L211 36H204L203 33H204V31L206 32ZM104 32H106V33L109 32V36H110L109 40L104 41L106 43V46H107L106 48H104L101 44H99L97 39H96L100 33H104ZM223 32H225V33H223ZM78 33H79V31H78ZM222 33H223V35H225V34L226 35L223 36ZM48 36H50V35H48ZM48 36H46L47 40L49 39ZM142 36H147V37H145L146 40L144 38L140 39ZM220 36H222V37H220ZM67 38H70V37L67 35ZM164 39H166V40H164ZM91 40H93V41H91ZM116 40L120 41L119 45H121L122 47L119 46L118 44H116ZM226 40H229V41H226ZM170 41H171V43H169ZM191 41H193V42H191ZM231 41H236V44H235V42H231ZM104 42L102 43L103 45L105 44ZM199 42H200V45H199ZM146 43H148V44L145 45ZM166 43H169V44L168 45H162V44H166ZM205 43L208 47L203 45L204 46V48H203L202 44H205ZM109 44H110V47H109ZM128 44H130V45H128ZM139 44H142V45L140 46ZM126 45H128V46H126ZM137 46H138V50H139L138 55H131V53H125L123 50L125 47H127V48L130 47V48L136 49V51H137ZM199 46H201L203 49ZM112 49L116 53H112L113 52ZM154 49H160V50H163L164 52H169L171 55V58L170 59H167V58L161 59L158 62V59L156 57L154 59H147L144 57L145 53L151 55V52H153L151 56L154 57V54H156V51ZM199 49H201V50H199ZM204 49H206L205 52H204ZM109 50L111 51V53ZM188 51H189V53H188ZM142 52H143V54H142ZM199 52H200V54H199ZM111 54H114V57H110ZM207 56H208V58H207ZM125 58H126V60H125ZM203 58H204V61H203ZM244 58H246V56ZM108 59H111V60L109 61ZM116 59H117V62L115 61ZM219 59H221V60H219ZM214 60H215V62H214ZM163 61H164L163 65L165 68L163 71L157 70V72H154L152 70H149L150 67H152L154 65L156 66V64L158 65V63L162 65ZM105 62H107V63L111 62V65L108 64L110 67L108 65H105L106 64ZM248 62H249V60L246 63L244 61L243 65H246ZM116 63H117V65H116ZM124 63H125V65H124ZM135 63H136V66H139L140 69L147 68V73L146 72L145 73H139L136 71H132L133 70L132 69L133 64H135ZM223 63L225 66L228 65L230 67L221 66V65H223ZM105 66L106 67L108 66L110 69H112L113 66H114L113 68L117 67L115 69V73H118L119 68H122L121 69V70H123L122 71V78L120 79V77H116V79H117V81L120 80V82L123 84L124 87L129 88V91L121 92V90L119 88H117L119 83L115 84V86H110V82H111V80H113V77H112L110 69L107 68L108 70H106ZM123 66H125V67H123ZM125 68H127V69L130 68V71H127V75L124 74ZM222 69H223V71H222ZM209 70H211L212 72L209 73ZM129 72H131V73H129ZM211 75H213V76H211ZM190 76H191V78H190ZM142 78H143V81L141 80ZM122 79H123V81H122ZM156 79L159 81H164L167 84V86H166L167 91L165 93H162V92H160V90H156V89L151 90L152 84L150 85V83ZM135 80L137 81L136 83L134 82ZM124 81H125V84H124ZM139 81H141V82H139ZM90 82H92V79H90ZM211 82H212V84H210ZM190 84L192 85L191 87H190ZM89 85L87 87H84L83 90L89 91ZM212 86L207 87V88H211ZM109 88L112 89L111 93H109L107 91V89H109ZM171 88H173V90H175V88H176V90H178V92L175 93V92L171 91ZM79 90L75 93L77 94L79 92ZM114 91H115V94H113ZM145 92H146V95H144ZM79 93L75 96L77 98V100H80L79 104L81 103L82 99L87 100L88 104H91V105H95L96 103H98V102L95 103V101L93 100L97 96L96 95L97 93H94V92L89 93V96H88L89 98L86 96H82L81 93L80 94ZM188 93H189V96H188ZM110 94L112 97H108ZM185 94H187L186 95L187 97L185 96ZM103 95L106 96V98H103ZM179 96H182L183 99L180 100ZM126 97H130V98L127 99ZM178 97H179V100H178ZM112 98H113V100H110ZM148 98H149V100H148ZM138 99H140V100H138ZM119 100H121L123 103H121V101H119ZM105 101H107V103ZM117 101H119V102H117ZM145 102H148L149 104H146ZM159 103H161V104H159ZM175 104H177V105H175ZM184 104H185V106H184ZM77 107H78V105H77ZM89 109L92 111V107H90V108L81 107L80 105L78 107V110L79 111L82 110V112L84 110H89ZM109 110H111V111H109ZM216 111H218L219 114H221V115H222V113H220V112H224L223 110L220 109V107H219V109H218V107H216ZM86 113H84V115ZM108 116L111 119H108ZM89 117L92 120V118H91L92 116L90 115ZM97 118H99V117H97ZM151 118L152 119L153 118L158 119V117L154 116V115H152ZM175 118L177 120L178 117L176 116ZM191 122H192V125H190ZM114 127L118 128L120 126L116 125ZM173 127H175V128H170L168 125L163 126L164 130H168V131H165V132L169 133V134L167 133L168 136L171 137L172 135L175 136L177 134L178 135V141L180 142V145L182 146L180 149H182V148L186 149V147L184 145V142H185L184 137H186V136L182 132V129H183L182 125L179 123H174ZM223 129H225V127ZM89 130H92V129H89ZM102 130L105 131V134H110L109 132L108 133L106 132L107 127H105V129H102ZM112 133L115 135V137H113V138H116L121 143V145H119V148L121 151L120 155H122L121 157L123 158L122 160H124L127 156H130L129 160H131L132 163H128V165L129 166H132L133 164L138 165L137 168H135V169L131 168L130 169L131 170L130 176L134 178L133 183L136 184L138 182V177L140 175L138 173L136 174L135 172H137V170L139 172V170L143 169V167H144V164L140 163L141 165H139L138 163L141 161V159L143 162V156L142 155H144V154L147 155V153L150 151V149H149V151H146V152L143 150H144V148H146V147H144V145H147L149 148L152 147V146H149L147 143V142H149V144L153 143L152 135L149 137H146V136H148V134L146 136H141V134H140L139 140H140L141 148L138 150L135 148V146H134V149H133V147H130V150L133 149L134 151L131 152L130 150H128L129 153L131 152L130 155H128L129 154L128 152H124V146L123 145L125 144V142L129 141V139H122L123 135L118 134L117 131H115V130H114V132H111V134ZM133 133H134V129L132 128V129H130V133H129L130 136H134ZM135 136H137V133L135 134ZM118 137H120V138H118ZM208 137H209V134H207V138ZM128 138H131V137H128ZM113 148L116 149L117 146L116 147L114 146ZM154 149H155V147H154ZM157 149L158 148H156V150H154V152L158 151ZM177 150H179V148ZM211 150H213V149H210V151ZM168 151L169 150H167V149H163L162 152L166 153ZM174 151H176V150H174ZM186 151H188V150H186ZM223 151H224V149H222V151H217V155H219L220 153H223ZM152 152H153V150H152ZM132 153H134V155H135L134 158H132L133 157ZM149 153H151V151ZM188 153H189V151L187 152V154ZM106 154L108 155V153H106ZM169 154L170 153L164 154V156H167L171 159L172 155H169ZM136 155L140 156V159L138 157L139 160L136 159L137 158ZM181 155L183 156L185 154L182 153ZM111 156H114V155L111 154ZM189 157L191 158V160L194 159L190 155H189ZM150 158L151 157H149L148 160H150ZM199 158L200 157L195 158L193 161H196L195 163H197ZM107 159L113 160L114 157L113 158H106V160ZM116 159H117V157H116ZM210 159L215 160L214 157H212V158L208 157L206 160L210 161ZM172 160H173V158H172ZM140 166H142V167H140ZM149 168H151L150 165H149ZM208 168H209V164H208ZM133 188L135 189V194H136L137 193L136 187H133ZM132 193L134 195V192H132ZM142 196H143V194H142ZM127 197L129 200L128 204L131 203V200H133V202H137L140 199L138 194L135 196L136 199H132V197L130 198V196H127ZM148 207L149 206H147V208ZM92 222L94 223V221H92ZM135 223L136 222L134 220H131L128 223V232H130V230L132 229V227ZM85 235H87V234H85Z\"/></svg>",
    "mask_w": 264,
    "mask_h": 264
}]
</instances>
